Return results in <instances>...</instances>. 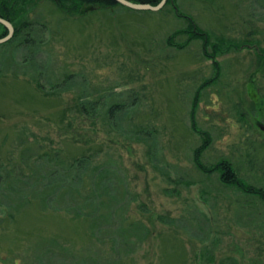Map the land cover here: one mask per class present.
I'll use <instances>...</instances> for the list:
<instances>
[{
  "label": "rangeland",
  "instance_id": "obj_1",
  "mask_svg": "<svg viewBox=\"0 0 264 264\" xmlns=\"http://www.w3.org/2000/svg\"><path fill=\"white\" fill-rule=\"evenodd\" d=\"M21 17L36 23L40 44L27 61L26 47H0V158L19 157L26 138L68 159L95 154L117 166L125 216L149 228L120 253L124 264H264V202L193 164L208 132L205 163L227 158L264 187V0H169L157 11L82 5L75 14L30 0ZM131 90L142 108L135 121L157 144L152 156L126 124L104 117L111 94ZM85 98L101 101L98 116L78 111ZM99 236L87 221L33 206L0 223V253L21 255L49 237L108 251Z\"/></svg>",
  "mask_w": 264,
  "mask_h": 264
},
{
  "label": "trees",
  "instance_id": "obj_2",
  "mask_svg": "<svg viewBox=\"0 0 264 264\" xmlns=\"http://www.w3.org/2000/svg\"><path fill=\"white\" fill-rule=\"evenodd\" d=\"M29 1L0 0V17L7 19L14 26L13 36L0 44V47L13 42L17 47H26V61L28 57H33L34 48L40 44V38H36L39 36L36 23L21 17L23 7ZM54 1L69 14L77 13L82 5L126 7L115 0ZM130 1L157 5L161 0ZM168 4L169 0L165 5ZM0 27L4 28L0 35L2 38L7 35L8 30L1 23ZM197 31V28H192L188 33L190 37H199ZM178 32L181 31L173 35ZM203 40L206 45L211 42L207 33H204ZM74 79L75 76L70 75L65 80L68 82ZM36 82L38 87H42L38 80ZM111 95L115 96L113 100L104 102L106 120L111 126L126 124L129 132L136 136V140L147 145V154L152 156L154 150H157L155 138L147 125L135 121V116L141 113L139 109H142L137 92L131 90L125 97H122V93ZM196 100L197 97L194 103ZM100 103L99 99L85 98L80 101L77 109L82 114L96 117L103 110ZM191 121L196 129L194 119ZM24 134V131L18 133L21 142ZM200 135L201 143L193 150L195 168L202 173L218 172L222 184L232 186L264 202V187L257 186L240 175L234 162L224 157L209 164L203 161L202 155L210 146L211 137L208 132L203 131H200ZM23 141L21 144L24 148L19 157L16 158V154L11 151L5 158H0V223L6 219L14 220L22 211L33 206L42 211L59 210L74 219L87 221L93 236L106 237L109 246L108 251L100 246L79 252L74 246H64L56 237L41 238L34 245L28 246L21 255L7 258L6 253H0V264H29V261L32 264H124L120 253L130 243L146 239L149 228L142 222L130 221L125 216L129 206L128 202H125L128 188L125 181L118 177L120 172L115 169L117 166L96 162L95 154L68 159L60 149L44 150L38 141L32 142L26 138ZM116 218L120 221L117 225L114 224Z\"/></svg>",
  "mask_w": 264,
  "mask_h": 264
},
{
  "label": "water",
  "instance_id": "obj_3",
  "mask_svg": "<svg viewBox=\"0 0 264 264\" xmlns=\"http://www.w3.org/2000/svg\"><path fill=\"white\" fill-rule=\"evenodd\" d=\"M116 2L131 8V9H136V10H152V11H157L163 8L167 0H161L157 5H151L147 3H138L130 0H115ZM0 23L4 25V27L8 30L7 35L4 37L0 38V44L8 41L14 34V26L13 24L8 21L7 19H4L0 17ZM258 126L261 130L264 131V123L258 122Z\"/></svg>",
  "mask_w": 264,
  "mask_h": 264
},
{
  "label": "flooded vegetation",
  "instance_id": "obj_4",
  "mask_svg": "<svg viewBox=\"0 0 264 264\" xmlns=\"http://www.w3.org/2000/svg\"><path fill=\"white\" fill-rule=\"evenodd\" d=\"M263 123V122H262Z\"/></svg>",
  "mask_w": 264,
  "mask_h": 264
}]
</instances>
